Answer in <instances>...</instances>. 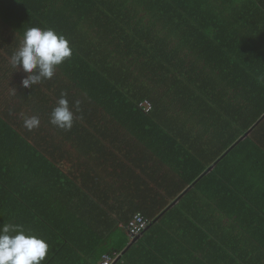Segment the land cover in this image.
Masks as SVG:
<instances>
[{
  "label": "trees",
  "instance_id": "16d2710c",
  "mask_svg": "<svg viewBox=\"0 0 264 264\" xmlns=\"http://www.w3.org/2000/svg\"><path fill=\"white\" fill-rule=\"evenodd\" d=\"M6 1L7 7L1 6L5 12L0 14V30L6 35L4 40L8 45L1 48V57L11 56L21 40V29L36 25L38 14L32 13L18 0ZM75 1L82 3L80 0ZM84 1L86 6L92 3L97 5V12L92 7L90 12L86 8L88 17L96 16L97 21L92 23L95 28H89L91 35L79 41L91 47L92 53H97L98 57L84 56L86 60L81 61L82 68H79V63L70 71L63 66L64 70L61 71V66L58 65L61 70L58 69L51 79L26 88L28 96L33 99L23 118L37 116L40 121L39 126L31 131L24 127L23 122L22 132L18 125L10 120L11 123H8L4 109L0 108V121L7 122L5 126L21 132L16 146L10 143L2 145L1 149L4 150L0 152V165L4 156L8 157L7 165L10 164L9 160L21 156L23 152L19 148L30 143L32 154L25 155L29 158L32 155L35 160L40 159L37 168L39 185L36 187L48 192L50 181L61 189L66 187L69 175L72 176L73 172L67 170L61 161L56 166V159L51 152L54 146L67 145L66 137L51 136L53 148L49 146L48 137H30L33 132V135L40 134L43 128H48L46 123L50 124V113L61 93L68 90L71 92L76 88L75 103L69 106L74 113L73 122L77 126L69 129L71 146L83 144L82 134L86 130L94 134L92 142L96 141L95 144L98 141L102 144L111 143L105 134L120 128L130 118L135 134L138 135L136 139L143 133L145 125V132H164L166 129L165 136L171 137L172 141L167 140L166 143L162 139V144L180 146L185 150L181 166H177L182 173L181 177L189 181L176 191V194L182 193L200 176L206 163L216 160L220 162L228 153L234 152L236 146L243 144L240 140L227 150V146L234 144L264 114V96L261 97L262 100H256L250 91L247 103L233 102V96L231 99L223 98V95L228 94L227 91L232 92L230 85L241 82L242 77L250 88L251 80L257 85L259 82L256 79H264V0ZM15 3H21L25 9L24 19L13 14L17 6ZM78 11L80 10H75V13H79ZM6 23L10 27L8 31L4 29ZM1 39L3 38L0 37ZM144 100L151 104L146 111L137 105ZM236 108L245 109V124L242 121L239 124L236 115L228 113V109ZM197 109L201 113L211 114L213 121L197 117ZM224 114L231 120L222 117ZM224 120L234 123L239 133L232 135L228 143L225 142L226 147L209 151L212 147L208 142L195 145L191 132L200 128L207 134H211L213 130L215 134L221 133ZM55 128L62 129L57 126ZM245 136L246 142L253 141L252 136ZM194 162V166H190ZM196 167L190 173L189 170ZM26 172L29 175L30 169ZM156 173L157 171L151 172V180ZM89 174L90 172L84 177ZM16 175L15 166L0 168V203H4L12 212L15 209V192L18 190L23 196V188L28 186L20 177L16 180ZM84 188L88 192L85 196L80 187L77 188L81 196L80 202L85 205L84 216H75L72 220H62L57 216L53 223L57 231L66 222L73 227L74 233L64 236L65 240L60 243L62 257L65 251H69L70 255L64 256V260L71 257L69 261L72 264H78L82 258L78 245L85 250V236L90 245L86 250L89 257L86 264H99L106 257L112 258L110 264H113L121 252L104 248L101 238L105 234H98V225L104 222L107 226L109 222L115 223L114 225L122 222L125 225L135 214L145 218L147 225L152 224L158 216L156 214L162 213L170 204L164 203L159 212L148 216L137 212L127 218H104L99 217L98 213L94 214V209H89L90 205L99 204L98 198L94 197L88 187ZM75 189L76 185H72L68 192L62 194L63 191L59 194L61 196L55 195L54 198L59 196L63 203L66 201L73 204L76 199ZM34 198L27 197L28 201H24L23 209L30 211L32 216L38 214L44 218L48 200ZM128 238V235L121 238L118 244L120 249L126 247Z\"/></svg>",
  "mask_w": 264,
  "mask_h": 264
},
{
  "label": "crops",
  "instance_id": "0c3cea01",
  "mask_svg": "<svg viewBox=\"0 0 264 264\" xmlns=\"http://www.w3.org/2000/svg\"><path fill=\"white\" fill-rule=\"evenodd\" d=\"M18 1L32 13H38L36 25L33 26L52 28L67 39L72 54L59 65L62 70L56 66L55 72L58 69L63 71L65 68L72 70L79 63L81 65V61L86 60L84 56L98 57L97 53H92L91 47L79 41L91 35L92 31L89 28H95L92 23H95L97 18L88 17L86 8L89 12L91 7L96 11L97 5L92 3L86 6L84 0H80L82 3L75 0ZM21 3L18 5L15 3L17 6L13 14L24 19V8ZM2 5L7 7L8 1L0 0L1 10ZM1 10L0 14H4L5 11ZM75 10L80 11L75 13ZM4 29L10 30L8 23L4 24ZM23 33L24 30L21 29L20 39ZM0 37L3 38L0 40L1 50L8 44L4 40L6 35L1 30ZM17 47L18 45L14 50ZM0 58V108L4 109L7 122L18 125L22 132L23 114L33 99L21 85L26 73L22 70H13L9 62L10 56ZM79 68H82V65ZM256 80L262 85L259 86V83L256 85L251 80L250 88L242 77L241 82L230 85L232 92L227 91L228 94L223 95V98L231 99L233 96V102L247 103V95L251 91L254 99L262 100L264 79ZM65 93L69 106H72L75 103L76 88ZM237 109L239 108L228 109V113L235 114L237 122L242 121L245 124L247 121L245 109ZM195 112H198L197 117H203V120H212L211 114L201 113L198 109ZM222 117L231 120L226 114ZM263 120L264 117L261 116L234 144L227 146L229 151L236 142L242 140L244 143L234 147V152L228 153L220 162L216 160L206 163L200 176L180 194H176V191L184 183L189 182L181 177L182 173L177 169V166H181L185 150L180 146L162 144L163 141L167 143V140L172 139L165 136L166 129L164 132H145L147 129L145 125L137 141L138 135L135 134L130 118L127 122L125 120L120 128L112 129L105 134L111 143L102 144L98 141V144H95L96 141L92 142L94 134L86 130V133L82 134L83 144L71 146L69 129H56L52 123H46L48 128H43L40 134L33 135V132L30 138L48 137L49 146L53 148L51 136L66 137L67 145L54 146L51 152L56 159V166L60 161L63 162V166L72 171L73 175H69L65 188L56 187V183L50 181L48 192H45L36 187L39 185L37 168L40 159L35 160L32 155L30 158L25 155L32 154L30 143L19 148L23 154L9 160L8 165V157L4 156L0 168L15 166L16 180L20 177L28 186H24L23 196L18 190L15 192L13 212L4 203H0V225L20 224L26 230H31L42 237L49 246L42 264H72L69 261L71 257L67 261L64 260V256L70 255L69 251H65L62 257L60 243L65 240L64 236L74 233L73 227L68 222H63L64 224H61L63 228L57 231L53 223L57 216L62 220L84 216L85 205L80 202L81 196L77 188L79 186L85 196L88 192L84 187H88L94 197L98 198L99 203L90 205L89 209H94V214L98 213L99 217L104 218H127L137 212L148 216L156 214L164 203L170 202L162 213L156 214L158 216L153 223L148 224L135 240L128 238L123 250L118 244L122 237H127L124 223L118 222L114 225L115 223L109 222L107 226L104 222L98 225L102 230L101 232L99 230L98 234H105L100 237L104 248L121 252L113 264H264ZM7 122L0 121V152L4 150L1 149L2 145L10 143L16 146L21 136V132L5 126ZM71 127L77 126L73 122ZM190 134L195 138V145L208 142L213 148L210 147L209 151H217L226 147L224 144L229 142L232 135L239 133L234 123L224 120L221 133L215 134L213 130L211 134H207L197 128ZM245 134L252 136L253 141L246 142ZM4 137L7 139H3ZM193 164L195 162L190 166H194ZM28 169L29 175L26 172ZM196 169L197 167L189 171L192 173ZM151 170L157 171L153 180ZM89 172V176L84 177ZM72 185H76L75 202L63 203L59 199L61 196L59 194L63 191L62 194L68 192ZM55 195L59 196L54 198ZM27 197L48 200L44 218L38 214L32 216L30 211L23 209L24 201H28ZM85 239L87 243L84 251L80 248L81 245H78L81 251L79 255L82 257L78 264H86L89 258L86 250L90 245L86 236Z\"/></svg>",
  "mask_w": 264,
  "mask_h": 264
},
{
  "label": "clouds",
  "instance_id": "9594fccd",
  "mask_svg": "<svg viewBox=\"0 0 264 264\" xmlns=\"http://www.w3.org/2000/svg\"><path fill=\"white\" fill-rule=\"evenodd\" d=\"M71 54L72 50L63 35L52 28L30 26L24 30L23 37L12 52L9 62L13 70L26 73L21 85L29 88L43 80L51 79L56 66ZM73 119L74 113L69 108L66 93L62 92L50 113V123L67 130L71 128ZM39 123L37 116L23 118V125L29 131L38 127ZM48 247L42 237L26 230L20 224L0 225V264H42Z\"/></svg>",
  "mask_w": 264,
  "mask_h": 264
},
{
  "label": "built area",
  "instance_id": "2783aa9c",
  "mask_svg": "<svg viewBox=\"0 0 264 264\" xmlns=\"http://www.w3.org/2000/svg\"><path fill=\"white\" fill-rule=\"evenodd\" d=\"M139 107L143 110H148L151 107V104L148 100L140 101L138 103ZM147 220L139 214H135L125 225H123L129 239H133L136 236L140 235L141 232L146 228ZM112 258L106 257L99 264H110Z\"/></svg>",
  "mask_w": 264,
  "mask_h": 264
},
{
  "label": "water",
  "instance_id": "95a60500",
  "mask_svg": "<svg viewBox=\"0 0 264 264\" xmlns=\"http://www.w3.org/2000/svg\"><path fill=\"white\" fill-rule=\"evenodd\" d=\"M262 117H264V114L262 115ZM137 238V236L135 238H133V240H135Z\"/></svg>",
  "mask_w": 264,
  "mask_h": 264
}]
</instances>
